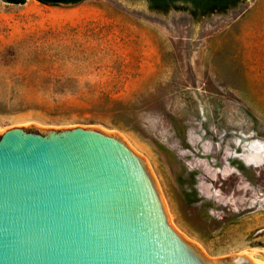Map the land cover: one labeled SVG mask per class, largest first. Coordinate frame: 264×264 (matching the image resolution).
<instances>
[{"label": "rangeland", "instance_id": "rangeland-1", "mask_svg": "<svg viewBox=\"0 0 264 264\" xmlns=\"http://www.w3.org/2000/svg\"><path fill=\"white\" fill-rule=\"evenodd\" d=\"M117 134L208 256L264 257V0H0V136Z\"/></svg>", "mask_w": 264, "mask_h": 264}, {"label": "water", "instance_id": "water-1", "mask_svg": "<svg viewBox=\"0 0 264 264\" xmlns=\"http://www.w3.org/2000/svg\"><path fill=\"white\" fill-rule=\"evenodd\" d=\"M0 264L264 263L208 256L136 151L117 134L76 126L0 136Z\"/></svg>", "mask_w": 264, "mask_h": 264}, {"label": "trees", "instance_id": "trees-1", "mask_svg": "<svg viewBox=\"0 0 264 264\" xmlns=\"http://www.w3.org/2000/svg\"><path fill=\"white\" fill-rule=\"evenodd\" d=\"M13 2H22L23 0H8ZM42 3L50 5L78 3L82 0H39ZM236 0H149L151 7L157 10H165L178 2L191 3L199 13L224 10Z\"/></svg>", "mask_w": 264, "mask_h": 264}, {"label": "bare ground", "instance_id": "bare-ground-1", "mask_svg": "<svg viewBox=\"0 0 264 264\" xmlns=\"http://www.w3.org/2000/svg\"><path fill=\"white\" fill-rule=\"evenodd\" d=\"M245 254H251L254 257H256L257 259H259L260 261H262L264 263V257L262 255L256 254V253H245Z\"/></svg>", "mask_w": 264, "mask_h": 264}]
</instances>
